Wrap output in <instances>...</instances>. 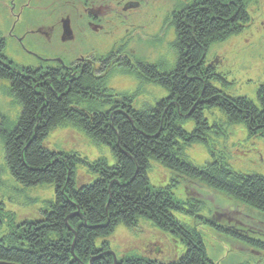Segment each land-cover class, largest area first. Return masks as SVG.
Segmentation results:
<instances>
[{
    "label": "trees",
    "instance_id": "16d2710c",
    "mask_svg": "<svg viewBox=\"0 0 264 264\" xmlns=\"http://www.w3.org/2000/svg\"><path fill=\"white\" fill-rule=\"evenodd\" d=\"M199 1L173 22L178 57L172 71L133 65L129 58L119 65L124 72L169 92L168 98L143 109L134 107L136 94H116L108 87V67L100 72L91 64L19 69L4 55L5 42L0 39V79L10 82V93L22 108L13 129L6 127L5 119L0 123L6 165L24 187H55V199L42 218L12 224L0 238V264H114L113 256L105 253L110 250L108 238L119 225L132 229L141 219L181 238L186 252L177 260L124 257L118 264H219L208 257L202 234L174 213H189L212 223L221 218L200 216L198 202L187 210L170 187H152L151 162L169 169L176 183L199 181L264 213L263 176L235 172L216 160L200 167L185 157L186 149L197 143L206 144L212 152L205 111L214 108L228 124H245L251 137L264 138V84L258 89L257 105L216 87L215 79L223 78L213 66L205 65L212 45L239 35L250 23L253 0ZM189 120L195 122L190 133L184 130ZM63 126L84 132L95 144L109 146L115 164L49 149L45 140ZM81 165L90 175L84 183L78 181ZM222 226L217 229L249 239ZM98 240L103 241L100 246Z\"/></svg>",
    "mask_w": 264,
    "mask_h": 264
},
{
    "label": "rangeland",
    "instance_id": "374dc122",
    "mask_svg": "<svg viewBox=\"0 0 264 264\" xmlns=\"http://www.w3.org/2000/svg\"><path fill=\"white\" fill-rule=\"evenodd\" d=\"M184 3L185 0H173L161 5L156 9L158 16L149 17L147 28L134 26L130 27L129 33H115V52L121 54L120 59L127 57L133 65H154L162 73L172 71L178 54L174 47L176 31L170 22L171 13ZM58 5L59 3L56 4ZM249 14L251 21L239 35L210 47L205 56V65L214 66L215 72L222 76L223 80L215 79L216 87L230 96L246 97L258 105L257 92L264 84V0H253L249 4ZM32 21L34 19L30 18L29 21L19 23L14 29L13 19L0 0V37L5 41L4 55L19 69L45 70L48 67L41 64L31 53L40 55L41 58H61L69 63L82 54L103 58L114 49L107 45L98 49L85 47L80 43L78 35L66 44L54 40L53 47L46 49H39V45L36 49L23 48L11 33L14 30L15 35H21L22 25ZM54 22L56 21L51 23ZM99 65L100 63L96 68ZM107 84L116 94H136V109L155 106L170 95L158 84L138 79L119 67L108 72ZM21 111V106L10 93V82L0 79V123L5 119L6 127L13 129L19 121ZM205 117L211 128L208 138L213 153L206 144L197 143L186 149V159L200 167L216 159L235 172L264 177V138L251 137L245 124H228L218 108L206 110ZM215 125L216 128L212 127ZM194 129L193 120L184 124L185 131L190 133ZM45 145L54 151L78 152L90 162L103 158L108 165L115 164V157L109 146L95 144L84 132L71 126L55 129L45 140ZM88 176L90 177L89 174ZM88 176L87 168L79 166V183L90 180ZM149 177L152 187H170L175 199L186 203L187 210L190 206L200 203V216L216 217L213 219L216 221L219 219L217 216L221 218L220 221L212 223L204 218H193L189 213H174L178 219L202 234L210 259L219 264H264V213L245 206L199 181L183 179L176 183L172 172L156 162H151ZM54 199V185L24 187L12 177L5 162L4 141L0 136V238L8 234L12 224L42 218L43 211ZM218 225H223L224 229L241 232V235L254 241L232 237L217 229ZM102 242L98 240V246ZM108 242L110 250L117 257V263L124 257H144L160 262L177 260L186 252L181 238L173 233L161 231L147 219H141L137 227L132 229L119 225L108 238Z\"/></svg>",
    "mask_w": 264,
    "mask_h": 264
},
{
    "label": "flooded vegetation",
    "instance_id": "af4514ba",
    "mask_svg": "<svg viewBox=\"0 0 264 264\" xmlns=\"http://www.w3.org/2000/svg\"><path fill=\"white\" fill-rule=\"evenodd\" d=\"M4 9L13 19L14 29L19 23L34 19L22 25L23 31L17 36L11 35L23 48L46 49L53 47L54 40L66 44L79 37L80 43L89 48L98 49L105 45L114 48L108 56L98 58L82 54L67 65L81 68L90 63L104 70L108 65H115L120 58L115 52V33H129L130 27H146L149 17L158 16L156 9L173 0H1ZM56 6V4H58ZM199 0H185L171 13L170 22L183 17L186 9L200 4ZM42 20L56 21L54 23ZM143 22V23H142ZM14 41V43H16ZM16 43V44H17ZM41 64L60 65L61 58H41L31 53ZM64 63V60H62ZM98 62V63H97ZM47 63V64H45Z\"/></svg>",
    "mask_w": 264,
    "mask_h": 264
},
{
    "label": "water",
    "instance_id": "95a60500",
    "mask_svg": "<svg viewBox=\"0 0 264 264\" xmlns=\"http://www.w3.org/2000/svg\"><path fill=\"white\" fill-rule=\"evenodd\" d=\"M106 254H111L112 256H113V259H114V264H118L117 263V258H116V255H115V253L114 252H112V251H107V252H105ZM4 264V263H3Z\"/></svg>",
    "mask_w": 264,
    "mask_h": 264
}]
</instances>
